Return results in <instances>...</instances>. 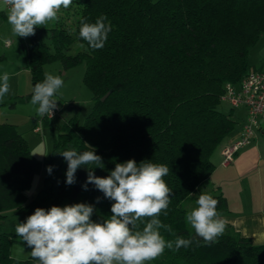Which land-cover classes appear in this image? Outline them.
Listing matches in <instances>:
<instances>
[{
  "label": "trees",
  "instance_id": "1",
  "mask_svg": "<svg viewBox=\"0 0 264 264\" xmlns=\"http://www.w3.org/2000/svg\"><path fill=\"white\" fill-rule=\"evenodd\" d=\"M100 15L107 17L112 29L105 46L69 53L74 43L88 47L78 38L81 20L94 23ZM45 32L51 47L43 39ZM261 34L264 0H79L52 24L22 37L31 78L26 97L44 80L46 64L58 61L67 70L83 63L82 82L93 105L83 122L78 113L64 120L42 160L31 152L17 125L0 123V221L11 209L25 216L37 207L47 210L75 203L93 205L94 222L110 217L113 201L93 184L87 190L83 187L86 168L77 170L73 185L66 184L67 162L57 153L87 151V144L102 157L104 168L93 169L99 177L129 159L169 167L164 180L172 190L171 202L167 215L162 213L159 219L172 232L159 231L166 241L179 236L192 244L178 251L166 248L151 264H264V243L254 244L227 228L216 243L203 246L185 219L190 195L214 169L212 153L236 126L231 111L218 109L224 87L230 83L237 89L254 70L247 55ZM7 40L6 47L11 44L6 45ZM48 166H53L51 174ZM41 169L42 187L27 200L26 191ZM211 196L218 201L217 212L226 213L222 193ZM12 241L10 234L0 232V264H37L31 256L11 257Z\"/></svg>",
  "mask_w": 264,
  "mask_h": 264
},
{
  "label": "clouds",
  "instance_id": "2",
  "mask_svg": "<svg viewBox=\"0 0 264 264\" xmlns=\"http://www.w3.org/2000/svg\"><path fill=\"white\" fill-rule=\"evenodd\" d=\"M7 8V22L15 37L35 35L37 27L58 20L60 10L67 9L73 0H2ZM107 17L100 15L94 23L81 20L79 44L85 51L99 50L105 46L111 32ZM9 74L0 76V99L10 91ZM64 81L58 75L45 72L42 82L35 84L31 105L36 114L44 117L53 115L57 108L54 97L63 87ZM89 150L78 152L75 149L57 153L67 162L66 184L76 182V172L87 169L84 184H93L104 197L113 201L112 215L103 222H94V206L75 203L50 209L37 207L23 223L15 225V234L32 249L30 255L37 264H149L163 255L165 249L178 251L192 244L191 239L177 236L174 241H166L160 234L164 228L172 232L170 225L159 219L171 202L172 190L164 177L169 167L150 161L134 159L116 163L114 170L106 177L94 174L93 169L104 168L102 157L96 154L91 145ZM94 166V167H89ZM49 174L53 166H48ZM99 202V197L97 198ZM194 209L186 214V222L202 238L203 246H211L223 235L226 221L217 212L218 201L210 194L201 193ZM144 224L140 229L139 225ZM11 258V257H10Z\"/></svg>",
  "mask_w": 264,
  "mask_h": 264
},
{
  "label": "rangeland",
  "instance_id": "3",
  "mask_svg": "<svg viewBox=\"0 0 264 264\" xmlns=\"http://www.w3.org/2000/svg\"><path fill=\"white\" fill-rule=\"evenodd\" d=\"M62 10L64 9L62 8L59 13H61ZM0 12V40H2L0 42V55H2V52L5 51V54L8 57L0 61V76L7 72L10 77V91L5 95L3 99H0V123L13 122L17 124L18 130L23 133V136L28 142L29 148L33 150L35 154H37L36 156H42L44 153V148L45 150H47V154V152L52 147L51 127L36 114L37 106L31 105V97H26V95L31 92V78L30 74L27 72V69H24L25 72H20L21 75L19 77L15 73L11 75V72L15 69V65H18L21 59L23 60L22 62L25 66L24 53L22 48L23 39L22 37H15L12 34L11 26L7 22V8L6 6H3V3L1 4ZM52 23L53 21L49 22L48 24ZM6 39H9L11 42V49H13L12 53H10V50L8 49L4 50V42ZM43 39L45 43L51 47L48 32H45L43 34ZM80 49L81 48L79 47V43H74L71 46L69 53L73 54ZM10 55L11 59L14 60L13 62L15 63L10 62ZM45 69L48 73L60 76L64 81L63 87L59 90L54 99L59 101L60 105L69 104L71 100L78 101L79 104H74V107L78 109V117L80 121L83 122L87 114L91 111L93 105L91 92L82 82L84 64L81 63L70 69L64 70L61 67L60 62L55 61L46 64ZM23 75L29 80L27 82V85H29L30 89L29 91H27L28 87H26V83L24 84ZM19 78L21 82L18 86L17 81ZM21 96H24L25 98H22ZM60 105H58V107ZM239 108H241V106L234 108V111L237 113V111L240 110ZM218 109L221 112L228 114L230 112L231 106L227 102L221 101L218 104ZM34 127H39L41 131L38 133H34L32 130V128ZM52 127L54 133H57L58 130L55 118L53 120ZM44 133L46 134L45 138H43ZM43 178L44 170L41 169L34 175L31 187L26 191L27 200H30L37 195L39 189L42 187ZM185 207L187 208V213L197 207L196 199H194V196H192V198H190L188 202H186ZM4 214L5 216L0 221V232L8 233L14 239V241H12L10 244L11 257L22 260L29 258L31 256L30 253L32 249L27 246L26 242H22L21 239L18 238L15 234V225L17 223L25 222L26 218L29 215L20 216L16 214L13 209L6 211ZM188 226L191 228L189 224ZM149 264H151V262H149Z\"/></svg>",
  "mask_w": 264,
  "mask_h": 264
},
{
  "label": "crops",
  "instance_id": "4",
  "mask_svg": "<svg viewBox=\"0 0 264 264\" xmlns=\"http://www.w3.org/2000/svg\"><path fill=\"white\" fill-rule=\"evenodd\" d=\"M1 4L2 1H0V9ZM11 47V45L10 47L5 46L4 50L8 49L10 50V53H12L13 49H11ZM2 53V55H4V59L8 58L5 54V51ZM11 55L9 56L10 59ZM247 60L250 68L252 69H259L264 66V34H261L256 43L249 48ZM13 61L14 60L11 59L10 62L15 63ZM22 61L23 60L21 59L18 65H15V69L11 72V75L15 73L19 77L21 75L20 72H25L24 69L27 68L23 65L24 63ZM27 72L29 73L28 70ZM23 79L24 84L26 83V87H28L27 91H29V85H27L29 80L24 75ZM20 82L21 80L19 78L17 81L18 86ZM74 104L77 105L79 103L76 100H71L69 104L60 105L59 101H57V106L60 105L58 107L59 109L57 113L50 122L45 121L50 125L52 135L54 132L52 127L54 118L56 120V126L58 130L66 118L78 113V109L74 107ZM239 109L240 110H238L237 113L234 111V109H230L233 118L236 120V126L234 130L226 137L223 143L212 153L211 161L214 164V169L209 177L201 182L198 188L190 195L189 199L192 198V196H194V199H197L201 193L210 195L219 192L222 193L228 203V211L220 215L226 221L225 229L232 228L234 231L240 233L241 236L249 237L254 244H263L264 125H261V127L255 129L250 143L235 154V157L231 163L226 166L221 165L222 147L239 137L242 124L245 121V117L247 115L244 107ZM35 128L36 127L32 128L34 133L41 131V129L39 131H35ZM45 137L46 134L44 133L43 138ZM46 151L47 150L44 148L43 155L36 156L37 154L31 150L34 156L39 160H42L45 157Z\"/></svg>",
  "mask_w": 264,
  "mask_h": 264
},
{
  "label": "built area",
  "instance_id": "5",
  "mask_svg": "<svg viewBox=\"0 0 264 264\" xmlns=\"http://www.w3.org/2000/svg\"><path fill=\"white\" fill-rule=\"evenodd\" d=\"M9 43L10 41L7 40L6 45ZM221 101L227 102L233 108L244 107L247 113L239 137L221 149V165L226 166L232 162L240 149L250 143L255 129L264 124V66L249 71L240 81L237 89L227 83ZM57 111L58 106L53 110L52 116L47 114L44 117L53 118ZM39 130V127L35 128V131Z\"/></svg>",
  "mask_w": 264,
  "mask_h": 264
},
{
  "label": "water",
  "instance_id": "6",
  "mask_svg": "<svg viewBox=\"0 0 264 264\" xmlns=\"http://www.w3.org/2000/svg\"><path fill=\"white\" fill-rule=\"evenodd\" d=\"M106 96H107V94H105V95L101 98V100H103Z\"/></svg>",
  "mask_w": 264,
  "mask_h": 264
}]
</instances>
